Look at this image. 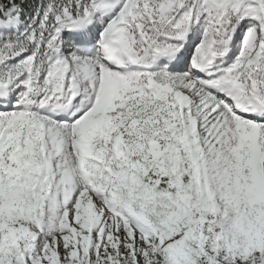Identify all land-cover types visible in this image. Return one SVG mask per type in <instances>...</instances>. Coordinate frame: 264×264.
I'll list each match as a JSON object with an SVG mask.
<instances>
[{
    "label": "snow or ice",
    "instance_id": "1",
    "mask_svg": "<svg viewBox=\"0 0 264 264\" xmlns=\"http://www.w3.org/2000/svg\"><path fill=\"white\" fill-rule=\"evenodd\" d=\"M0 264H264V0H0Z\"/></svg>",
    "mask_w": 264,
    "mask_h": 264
}]
</instances>
